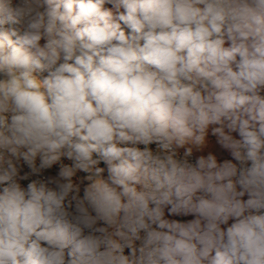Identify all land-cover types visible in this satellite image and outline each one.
<instances>
[{
	"label": "clouds",
	"instance_id": "9594fccd",
	"mask_svg": "<svg viewBox=\"0 0 264 264\" xmlns=\"http://www.w3.org/2000/svg\"><path fill=\"white\" fill-rule=\"evenodd\" d=\"M0 264H264V0H0Z\"/></svg>",
	"mask_w": 264,
	"mask_h": 264
}]
</instances>
